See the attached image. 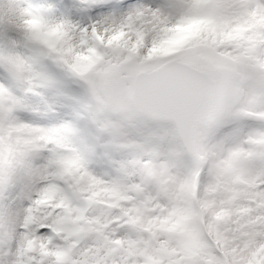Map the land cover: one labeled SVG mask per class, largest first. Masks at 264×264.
Returning a JSON list of instances; mask_svg holds the SVG:
<instances>
[{
    "label": "snow or ice",
    "instance_id": "1",
    "mask_svg": "<svg viewBox=\"0 0 264 264\" xmlns=\"http://www.w3.org/2000/svg\"><path fill=\"white\" fill-rule=\"evenodd\" d=\"M15 3L0 0V72L13 80L12 37L25 14ZM81 3L124 13L120 27L150 21L188 32L159 54L114 46L79 74L83 96L65 100L96 130L87 151L115 170L118 195L72 228L42 222L23 243L16 206L0 196V264H264V0ZM201 25L222 39H199ZM27 111L14 87L0 89V192L20 201L40 171L18 134ZM193 160L200 176L189 207L165 181L179 183Z\"/></svg>",
    "mask_w": 264,
    "mask_h": 264
},
{
    "label": "clouds",
    "instance_id": "2",
    "mask_svg": "<svg viewBox=\"0 0 264 264\" xmlns=\"http://www.w3.org/2000/svg\"><path fill=\"white\" fill-rule=\"evenodd\" d=\"M15 7L25 13L12 37L20 66L15 80L10 79L7 68L0 72V89L14 87L29 106L19 120L22 127L18 134L33 152L40 171L25 201L18 200L11 190L0 192V196L16 206L15 239L23 243L25 233H36L42 222L58 218L64 227L72 228L81 222L77 217L98 214L105 202L118 195L111 182L115 170L110 171L102 154L87 151L96 144V130L65 100L66 96H83L79 74H90L93 61L114 46L159 54L174 47L188 30L150 21L120 27L124 13L98 11L81 0H16ZM29 10L31 14H27ZM113 28L119 30L113 32ZM222 36L212 25L199 27L198 38L205 42ZM33 122H42L43 130H37ZM199 164L193 160L179 183L166 178L167 190L177 204L195 205ZM7 239L6 235L5 242Z\"/></svg>",
    "mask_w": 264,
    "mask_h": 264
}]
</instances>
